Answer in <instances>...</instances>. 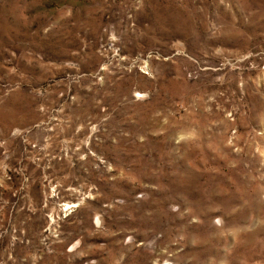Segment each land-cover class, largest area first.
<instances>
[{"label": "rangeland", "instance_id": "rangeland-1", "mask_svg": "<svg viewBox=\"0 0 264 264\" xmlns=\"http://www.w3.org/2000/svg\"><path fill=\"white\" fill-rule=\"evenodd\" d=\"M0 264H264V0H0Z\"/></svg>", "mask_w": 264, "mask_h": 264}]
</instances>
